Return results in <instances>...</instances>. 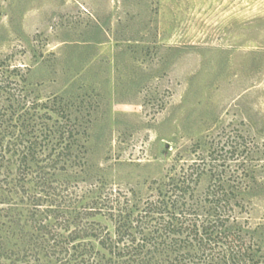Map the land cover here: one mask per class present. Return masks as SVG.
<instances>
[{
  "label": "rangeland",
  "instance_id": "rangeland-1",
  "mask_svg": "<svg viewBox=\"0 0 264 264\" xmlns=\"http://www.w3.org/2000/svg\"><path fill=\"white\" fill-rule=\"evenodd\" d=\"M13 68L40 100L84 101L89 171L115 188L148 195L198 157L264 180V0H0V80Z\"/></svg>",
  "mask_w": 264,
  "mask_h": 264
},
{
  "label": "trees",
  "instance_id": "trees-1",
  "mask_svg": "<svg viewBox=\"0 0 264 264\" xmlns=\"http://www.w3.org/2000/svg\"><path fill=\"white\" fill-rule=\"evenodd\" d=\"M6 77L0 264H264V222L252 223L264 180L252 158L173 164L148 195L115 188L89 171L84 101L40 100L18 69Z\"/></svg>",
  "mask_w": 264,
  "mask_h": 264
}]
</instances>
